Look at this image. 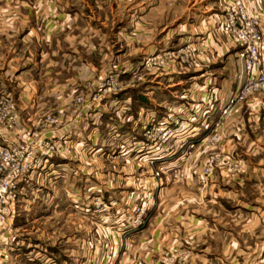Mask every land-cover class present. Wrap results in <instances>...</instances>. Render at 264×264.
<instances>
[{
  "label": "rangeland",
  "instance_id": "1",
  "mask_svg": "<svg viewBox=\"0 0 264 264\" xmlns=\"http://www.w3.org/2000/svg\"><path fill=\"white\" fill-rule=\"evenodd\" d=\"M113 12L125 16L123 9ZM112 14L109 0H32V120H21L8 90H0V107L11 104L16 114L11 124L0 114V149L23 148L10 163L28 161L32 149V166L5 190L0 184V210L6 209L0 264H140L142 250L128 246L132 236L158 221L172 224L173 216L161 214L177 206L227 210L225 217L197 219L229 226L244 258L239 264H264L263 184L250 180L239 195L236 185H228L229 196L207 193L191 201L183 198L191 189L176 186L178 176L191 175L204 188L192 170L209 161L210 151L199 155L198 142L215 122L190 136L200 122L187 119L189 107L180 110L190 106L184 100L198 97L189 89L187 75L195 65L185 56L186 46L167 45L176 50L154 57L126 56L123 41H112L123 27ZM167 110L187 126L164 138L158 129L147 133L152 116ZM216 154L217 166L229 161ZM246 156L254 162L252 154ZM182 163L189 169L177 170ZM7 166L0 152V183ZM180 256L187 260L186 252Z\"/></svg>",
  "mask_w": 264,
  "mask_h": 264
},
{
  "label": "crops",
  "instance_id": "2",
  "mask_svg": "<svg viewBox=\"0 0 264 264\" xmlns=\"http://www.w3.org/2000/svg\"><path fill=\"white\" fill-rule=\"evenodd\" d=\"M223 1L109 0L113 20L120 18L113 12L115 8L120 12L123 9L125 15L118 22H123V27L114 34L112 41H123V52L126 56L146 57L173 53L176 49L166 46L182 43L180 46H186L185 49L200 59L187 75L190 76L189 89L198 97L184 100L182 104L204 108L207 106L208 95L213 94L212 103L219 107L240 84L237 74L243 69L239 55L241 47L225 36L219 28ZM247 1L260 12L264 33V0ZM135 9L139 12L137 16L133 13ZM262 58L264 65V47ZM161 81L162 79H157L156 83ZM179 81L180 79L177 80ZM6 89V95L14 101L20 119L32 120V0H0V90ZM167 112L172 111L167 110L165 113ZM207 114L211 119L216 111H209ZM211 125V131L221 132L216 149L228 157L229 161L218 164L215 173L203 185L204 188L191 175L178 176L175 182L178 181L176 186L179 190L183 187L191 189L185 191L184 195L187 197L183 198L190 201L196 198L202 200L207 193L229 196L231 194L228 185H236L234 194L239 195L243 185L250 180L254 185H264V92L250 94L229 115ZM202 127V124H194L190 136ZM198 146L203 148L199 155L206 149L209 150L205 139L199 140ZM234 154L238 157L234 158ZM247 154L253 155L254 162H250ZM186 168L189 169V164L182 163L177 170ZM179 203L181 202L178 200L177 204ZM162 215L173 216L175 221L167 225V221L148 225L139 231L137 237L132 236L131 240L134 241H128L129 247L137 246L142 250L140 264H166L167 256L172 258L171 264H233L230 258L236 259L235 262L239 264V259H244L238 251V239L230 240L227 224L218 225L212 221L206 223V220L202 222L197 219L225 217L228 215L227 210L198 212L196 209H182L177 206ZM239 215L240 212H236V216ZM260 216L264 220V214L261 213ZM183 252L187 253V260L181 261L180 254ZM47 258L51 262L55 261L52 255ZM131 263L133 264V259Z\"/></svg>",
  "mask_w": 264,
  "mask_h": 264
},
{
  "label": "built area",
  "instance_id": "3",
  "mask_svg": "<svg viewBox=\"0 0 264 264\" xmlns=\"http://www.w3.org/2000/svg\"><path fill=\"white\" fill-rule=\"evenodd\" d=\"M219 28L225 36L241 47L239 55L242 59L243 69L239 74H237V77L240 79V84L228 95L219 107H216L212 103L213 94L208 95L206 100L207 106L204 108H195L186 105L180 107V110L183 111H186L188 107L192 110V117H187L189 120H193L195 118L200 119V117H202L200 119V124L204 126H207L210 123L209 121L212 120L220 122L235 108H237V106L241 104L250 94L254 92H264V65L262 58L264 33L262 30L260 12L252 8L247 0H224L221 3ZM154 56H157V54ZM185 56L190 57V64H198L199 58L193 55L190 50H186ZM209 111H216L215 116L211 119L207 114ZM0 112H2L0 114L8 121V123L11 124V122L15 121L16 114L11 110V104H5L0 107ZM179 116L180 115L177 114L176 116L173 115L172 112H169L160 118H154L155 116H152V121H155V123H151L150 128L147 126L146 131L147 133H151L153 130L158 129L160 137H167L168 135L173 134L177 128H184L187 126V121L183 118L181 119ZM172 122L177 124V126H171ZM155 124H157V128L155 127ZM220 138L221 132L219 130L206 133L205 139L209 145L210 151L209 161L203 164L200 167V170L195 168L192 170L193 173L200 175V179L203 184L207 182L208 178L217 166L219 156L216 154V144L219 142ZM163 147H168L166 141L164 142ZM22 150L23 148L16 147H4L0 149L1 156L8 165V171L4 176V184L0 183L2 184L1 190H5V185H8L11 180H14L17 176L32 166V149L26 152L28 161L20 160L15 163H10L14 154H23ZM156 173L158 174V172ZM5 210L6 209L0 210V221L4 219L6 213Z\"/></svg>",
  "mask_w": 264,
  "mask_h": 264
}]
</instances>
